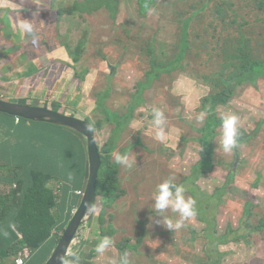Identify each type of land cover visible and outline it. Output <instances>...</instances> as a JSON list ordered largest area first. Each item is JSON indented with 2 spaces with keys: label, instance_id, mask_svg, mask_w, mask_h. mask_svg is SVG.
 Wrapping results in <instances>:
<instances>
[{
  "label": "rangeland",
  "instance_id": "obj_1",
  "mask_svg": "<svg viewBox=\"0 0 264 264\" xmlns=\"http://www.w3.org/2000/svg\"><path fill=\"white\" fill-rule=\"evenodd\" d=\"M49 1L26 2L28 9H35L36 6L48 8L41 21L42 31L50 40L56 39L55 46L51 47L49 53L44 50L40 63L28 52L22 54L14 37H2L0 40L5 43V49L11 50V61L28 64L22 75L17 73L9 75L8 79H0V98L14 100L17 96L28 95L35 89L33 95L21 97L19 100H24L27 105L47 106L50 109L54 104H59V107L64 106L67 111L78 112L77 116L81 119L89 117L93 124L98 119L105 118L104 112H99L97 105L99 97L110 87L111 92L105 103L109 105L108 108L118 109L123 116L128 112V104L131 95L136 92V84L143 77V67L138 59L140 48L146 42L151 43L157 30L156 38L170 48L174 42L173 21L179 17L182 8L170 10L157 5L155 8L149 7L143 13L137 0H116L114 14L110 15L104 6L86 20L83 12L93 9L95 1L56 0L55 5H51ZM245 3L247 10L241 13L239 22L249 21L253 27L247 37H237L235 44L250 49L251 43L248 40L258 31V27L254 15L250 14L251 0H245ZM10 8L6 0H0V23L6 22L9 27L2 26L3 33L8 30L12 36H17V23H23L28 18L35 20L36 17L31 10L13 12ZM53 8H61L55 18L51 11ZM35 11L40 12L39 9ZM193 28L198 30L194 22L191 23L190 30ZM1 31L0 29V33ZM203 31L204 36H200L193 43L191 53H213V59L217 58L218 40L223 35L221 25L212 18L207 30ZM79 44L83 47L82 55L80 61L75 63L72 57L77 54L74 52L72 56L71 52ZM40 45L39 43L38 46ZM49 46L48 43L47 49ZM31 60L35 66L29 64ZM213 63L211 59L201 64L194 62L191 70L200 75H204V72L213 73L216 69ZM10 65L14 66L12 63ZM32 81H36L35 85ZM218 91L217 86L208 83L207 79L191 73L163 75L154 81L146 95L148 102L133 113L130 138L124 143L126 145L136 139L129 154L134 161L133 166H123L120 171L122 182H125L126 189L129 190L127 198L134 195L129 182L134 180L140 185L141 193L137 194V198L143 204V211L126 215L121 207L116 212L107 209L105 216L108 224H105V219L102 223L98 222L95 213L88 230L89 243L82 247V256H77L78 261L72 253L66 259L68 264H110L113 259L119 261L125 257L128 264H264V231L248 233L247 227L241 223L248 220L244 212L246 203H250L253 216L250 226L260 222L264 224V97L261 93L254 89L239 92L227 108L220 107L216 110L215 115L219 119L224 112L238 116V127L245 132L247 143L237 145L230 153H224L218 147V136L214 140L213 172L194 181L195 175L192 171L197 163L198 170L210 168L207 162L201 163L200 159L204 154L200 155L201 146L195 139L201 136L200 129L210 116L202 109L204 101L219 93ZM153 107L160 108L165 115L162 141L157 137L158 129L153 124ZM200 112L207 114L203 123L196 120ZM219 131L221 132L220 126ZM111 135L112 125L105 123L102 129L95 131L101 147ZM225 164L228 167L233 164L235 174L239 169L241 175L236 177L231 188L217 195L216 190L222 188L226 182L222 167ZM169 178H174L176 184L185 187L186 198L192 197L190 191L196 201V215L191 218L190 224L174 232L149 219L156 186L163 179ZM51 186L60 193V197L61 183L53 181ZM0 189L1 192L9 190L1 184ZM202 193L207 194L208 198H201L198 206L197 200ZM216 203L219 204L218 207ZM207 210V217L213 214L217 216L216 227L213 229L197 219L198 211L204 214ZM165 215L173 221L179 218L178 213L171 209ZM110 224L113 225V233L106 236L101 228L103 226L108 230ZM6 229L5 233H0V240L9 244L17 232L10 224ZM12 234L14 236L11 238ZM209 235H213L214 239L210 240ZM105 236L110 238L111 246L104 256H99L95 252V246ZM124 243L129 245L125 251L119 249ZM2 254L0 251V255Z\"/></svg>",
  "mask_w": 264,
  "mask_h": 264
},
{
  "label": "trees",
  "instance_id": "obj_2",
  "mask_svg": "<svg viewBox=\"0 0 264 264\" xmlns=\"http://www.w3.org/2000/svg\"><path fill=\"white\" fill-rule=\"evenodd\" d=\"M92 1H95L94 8L83 12L86 20L89 15L95 14L104 6L110 15L115 13L116 0ZM137 1L143 13L149 7L155 8L157 5L168 7L170 10L181 7L182 10L179 17L173 21L174 42L170 48L156 38L158 30L152 36L154 40L152 39L151 43L146 42L140 48L138 59L143 67L141 71L143 77L135 86L136 92L131 95L128 112L121 116L118 109L108 108L109 105L105 103V99L111 92L110 87L99 97L97 108L99 112H104L105 118L93 123L95 131L102 129L104 123L112 125L111 137L102 147L98 144L102 168L98 177L97 202L100 203L102 210L97 212L96 216L98 222L102 223L105 219V224H108L105 216L107 209L110 212H116L115 210L121 207L126 215L143 211L141 210L143 204L137 198V194L141 193L140 185L131 180L129 184L134 195L126 197L129 190L126 189L125 182H122L120 172L124 167L115 163L112 153L120 151L129 155L132 151V144L136 139L126 145L124 143L130 138L129 130L130 123L134 119L133 113L148 102L146 95L155 80L163 75L174 76L182 73L190 75L191 73L207 79L208 83L214 84L219 89V93L204 101L202 109L210 116L206 119L204 127L200 129L201 136L195 139L201 146L200 155L204 154V157L200 159L201 163L207 162L210 168L198 170L197 163L192 171L195 175L194 181L200 176L213 172L214 140L220 136L221 124V119L215 115L216 110L220 107L227 108L239 92H247L250 89H254L264 97V0H251L250 14L255 17L258 31L248 40L251 43L250 49L244 45L235 44L237 37H247L253 27L249 21L239 22L241 13L247 10L245 0ZM212 18L221 25V32H223L218 40L217 58L214 59L213 53L202 55L191 53L193 43L200 36H204L202 32L207 30ZM246 18L248 19V16ZM192 22L197 24L198 30L195 28L190 30ZM82 48L79 44L71 52L72 56L74 52L77 54L76 57H72L75 63L80 61ZM210 59L214 62L212 65L216 66L213 73L204 72V75H200L191 70L192 63L201 64ZM52 110L78 117V112L67 111L64 106L59 107V104H54ZM82 119L92 123L89 117ZM15 120L16 117L0 113V182L9 188L6 192H1L0 189V223L9 221L20 233V238L4 247V255L1 259L17 257L27 250L25 264H44L79 204L80 196L77 190L84 188L88 174L87 147L79 133L61 125L21 118L16 123ZM139 142L141 143L140 140ZM241 143H247L243 129L239 130L237 145ZM231 166L228 167L226 164L222 166L226 182L222 188L216 190L217 195L231 188L232 183L236 182V177L241 175L239 169L235 174L233 164ZM164 180L166 179L161 182ZM53 181L60 182L62 185L60 197H58L60 193L58 194L51 186ZM14 184L15 187H13ZM146 194L148 195L147 191ZM189 194L194 198L193 193L189 191ZM201 198L206 199L208 195L201 194L197 200L198 206ZM218 206L219 204L216 203V207ZM245 207L244 215L248 220H243L241 223L247 227L248 233L264 231V228L261 229L264 226L261 222L250 226L252 216L250 203H246ZM208 211L204 214L198 211L197 219L199 218L201 223L213 229L216 227L217 216L213 214L207 217ZM190 220L191 218L185 221L184 226L189 225ZM112 226L110 224L108 230L103 226L100 227L102 233L106 236L113 233ZM53 232L56 235L54 245L45 247L44 243L52 237ZM89 233L90 231L80 244L76 256H82L81 249L89 243ZM192 233H194L193 230ZM208 238L213 240L214 236L209 235ZM128 247L129 245L124 243L123 246H119V249L125 251ZM66 262L68 261L66 260L63 264Z\"/></svg>",
  "mask_w": 264,
  "mask_h": 264
},
{
  "label": "clouds",
  "instance_id": "obj_3",
  "mask_svg": "<svg viewBox=\"0 0 264 264\" xmlns=\"http://www.w3.org/2000/svg\"><path fill=\"white\" fill-rule=\"evenodd\" d=\"M22 31L31 33L33 31L32 25L25 20L20 25ZM205 112H200L196 116V120L199 123H203L206 118ZM153 124L158 129L157 137L162 141L164 139V125L165 115L164 112L157 107L152 108ZM221 132L218 147L223 150L224 153H230L237 145L239 136V118L237 115L230 112H224L221 114ZM113 159L117 165H121L127 168L133 166L134 161L130 159L127 153L113 152ZM186 189L180 184L174 182V178L164 180L162 183L156 186L153 193V203L150 207L151 215L149 219L155 224H159L170 231L174 232L184 227L185 221L196 215V201L192 197L185 196ZM86 213L88 215L95 214L102 210L99 202L93 201L86 204ZM171 209L172 212L178 213V219L173 221L172 218L165 215L167 210ZM151 227V224L149 225ZM111 246V240L109 237H102L99 239L95 246V252L99 256H104L106 251ZM78 251V250H77ZM76 251V252H77ZM73 257L78 261V257L73 252ZM68 264V262H66ZM110 264H128L126 257L118 260H111Z\"/></svg>",
  "mask_w": 264,
  "mask_h": 264
},
{
  "label": "water",
  "instance_id": "obj_4",
  "mask_svg": "<svg viewBox=\"0 0 264 264\" xmlns=\"http://www.w3.org/2000/svg\"><path fill=\"white\" fill-rule=\"evenodd\" d=\"M0 113L21 119L61 125L76 131L85 140L88 160L85 191L56 247L44 263L63 264L73 252L78 250L81 241L88 233L91 220L94 217V214L88 215L86 213L85 206L93 201L97 202L98 177L102 168V157L95 137V127L85 119L54 111L50 108L20 104L1 98Z\"/></svg>",
  "mask_w": 264,
  "mask_h": 264
},
{
  "label": "crops",
  "instance_id": "obj_5",
  "mask_svg": "<svg viewBox=\"0 0 264 264\" xmlns=\"http://www.w3.org/2000/svg\"><path fill=\"white\" fill-rule=\"evenodd\" d=\"M8 3H9V5H10V10L11 11H13V12H15V11H24V12H27L28 10H31V12H32V15L34 16V17H36V19L35 20H33V19H31V18H28L27 19V22L28 23H30L31 25H32V28H33V31L35 32V34H36V36L38 37V38H41V40L43 41L44 40V43L46 44V52L47 53H49L50 51H51V48H49V49H47V45H48V43H49V45L51 46V47H54L55 46V43H56V39H54V40H50V38H48L47 36H46V34L42 31V26H41V21H42V19L44 18V13H45V11H47L48 10V8H40V7H35V9H39V11L40 12H36L35 11V9L34 8H31V9H28V7L26 6V2H27V0H6ZM37 1H39V0H37ZM41 1V0H40ZM49 3L51 4V5H55L56 4V0H50L49 1ZM61 10V8H53V9H51V11L53 12V16H54V18H55V16H56V14H58V12ZM38 13V14H37ZM36 14H37V16H36ZM0 15H1V12H0ZM22 23L20 22H18L17 23V30H18V34H17V36H12V34L8 31V30H6L5 31V33H3L4 32V29L2 28V26H5L6 28H9L8 27V25L6 24V22H3V24L2 23H0V25H1V27H0V29L2 30L1 31V33H0V37H9V38H13L14 37V39H15V41H18L19 39H25V37H27L29 34H31V33H26V32H24V31H22V29H21V27H20V25H21ZM5 34V35H4ZM59 34H55V36H58ZM22 53V52H21ZM30 54V53H29ZM33 56V55H32ZM34 57V56H33ZM44 57V56H43ZM42 57V58H43ZM35 58V57H34ZM39 62V61H38ZM41 62V61H40ZM39 62V63H40ZM48 61L46 60V65H48ZM29 64H35V63H31V61H30V63ZM36 65V64H35ZM33 83H34V81H32ZM39 91H41V90H39ZM242 144V143H241ZM241 144H238V145H241ZM237 146V145H236ZM0 184H1V186H3V184L0 182ZM15 185V184H14ZM8 224H10V222L9 221H6V225L4 224V222L3 223H1L0 224V233H5V231H7V226H8ZM11 225V224H10ZM14 229H15V227H14V225L12 224L11 225ZM15 231L17 232L16 233V235L14 236V234H12V235H10L11 236V238L13 237V239H12V241L9 243V244H7V243H5L2 239L0 240V251H2L3 252V254L2 255H0V264H16V258L17 257H19V256H22L23 258H24V260H25V263H26V255L28 254V252L27 251H25L24 253H20L17 257H8V258H2L1 259V256H3L4 255V247L3 246H1V245H5V247H7V246H9L11 243H13L14 241H16L17 239H19L20 238V233L15 229ZM55 237H56V235H55V233L53 232V235H52V237L50 238V239H48L45 243H44V246L45 247H48V246H53L54 245V239H55ZM56 247V245L54 246V248ZM53 248V249H54ZM14 259H15V262H14Z\"/></svg>",
  "mask_w": 264,
  "mask_h": 264
},
{
  "label": "flooded vegetation",
  "instance_id": "obj_6",
  "mask_svg": "<svg viewBox=\"0 0 264 264\" xmlns=\"http://www.w3.org/2000/svg\"><path fill=\"white\" fill-rule=\"evenodd\" d=\"M1 39L2 37H0V40ZM17 42L18 43L16 44L21 49L22 54H25L28 52L35 57V60L39 62L43 59L42 57H43V52L45 50V43H44V40L42 41L41 38H38L36 36L34 31L31 34H29L27 37H25V39H19ZM39 43L41 44L40 46H38ZM4 46H5V43L0 41V79L1 80L5 78L8 79V76L9 75L11 76L12 74L18 73L22 75L24 72V69H27V66H28V64L26 63H22V62L14 63L13 61H11L9 58V54L11 53V50L9 49L7 50V48L5 49ZM11 63L14 64V66H11L10 65ZM31 63H34V61L31 60ZM33 65L35 66V64ZM33 91H36V90L33 89ZM33 91L28 95L21 94L20 96H17V98H15L14 100H10V101L27 105V102H25L24 100H19V99L21 97H29L33 93Z\"/></svg>",
  "mask_w": 264,
  "mask_h": 264
},
{
  "label": "built area",
  "instance_id": "obj_7",
  "mask_svg": "<svg viewBox=\"0 0 264 264\" xmlns=\"http://www.w3.org/2000/svg\"><path fill=\"white\" fill-rule=\"evenodd\" d=\"M19 120H20V118L19 117H16V123H18L19 122ZM84 191H85V187L84 188H82V189H80V190H77V193H78V195L80 196V199L82 198V196H83V194H84ZM80 202V201H79ZM75 211V210H74ZM74 211H73V213H74ZM85 240V238L81 241V243L83 242ZM16 264H25V260H24V258L22 257V256H19V257H17L16 258Z\"/></svg>",
  "mask_w": 264,
  "mask_h": 264
}]
</instances>
